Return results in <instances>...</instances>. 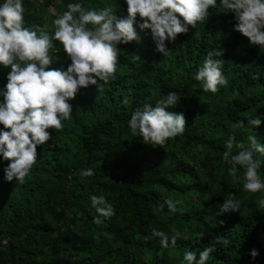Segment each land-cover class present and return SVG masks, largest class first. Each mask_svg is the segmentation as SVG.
I'll return each instance as SVG.
<instances>
[{"label": "trees", "instance_id": "16d2710c", "mask_svg": "<svg viewBox=\"0 0 264 264\" xmlns=\"http://www.w3.org/2000/svg\"><path fill=\"white\" fill-rule=\"evenodd\" d=\"M69 2L24 0L25 22L54 31L51 21ZM84 2L111 3L126 14L124 0ZM230 21L231 14L210 9L208 21L167 42V55L155 51L150 30L138 29L141 43L119 45L115 77L81 88L64 127L49 129L52 139L38 146L24 183L5 180L7 162L0 161V264H185V251L198 258L211 244L208 264H264V207L256 203L264 191L246 192L237 178L242 171L233 176L223 159L231 137L245 147L249 135L264 143V48ZM214 49L222 50L228 79L216 93L195 79ZM58 55L70 62L62 49ZM8 71L0 69V87ZM170 91L179 102L169 110L184 114L185 131L164 145L145 143L128 120ZM257 116L261 125L251 127ZM85 168L94 175L83 176ZM93 194L106 197L116 215L97 223ZM165 198L179 201L176 212L160 207ZM225 198L240 200V211L219 213ZM153 228L178 236L177 244L162 247L149 238ZM218 235L229 243L216 244Z\"/></svg>", "mask_w": 264, "mask_h": 264}, {"label": "clouds", "instance_id": "9594fccd", "mask_svg": "<svg viewBox=\"0 0 264 264\" xmlns=\"http://www.w3.org/2000/svg\"><path fill=\"white\" fill-rule=\"evenodd\" d=\"M126 14L118 15L111 3L107 6H86L84 0H70L66 10L56 13L51 21L54 31L44 25H27L24 0H0V69H9L6 82L0 87V161L4 165V179L24 183L38 159V146L52 139L49 129H62V121L71 118L70 103L81 88L107 83L115 77L119 45L135 41L141 43L139 31L150 30L155 51L167 55V42H174L178 34L188 33L198 23L209 19L210 9L231 14L232 28L248 38L249 43L264 48V0H124ZM139 29V31H138ZM58 42V43H57ZM59 44L60 47L57 46ZM63 50L67 62L58 53ZM222 50L209 51L199 67L195 79L203 82L207 91L216 93L228 84L223 72ZM59 64L58 67L53 65ZM179 97L170 91L155 104L145 103L128 120L132 133H138L145 143L164 145L170 138L185 131L182 112L170 111ZM251 127L262 123L260 116L249 120ZM231 137L223 152V159L231 163L229 172L236 176L242 171V187L246 192L264 191V143L249 135V145L235 142ZM238 149L233 151V148ZM85 177L94 169L81 170ZM91 202L100 217L116 215L115 206L106 197L93 194ZM179 201L165 198L160 207L177 211ZM264 207V198L256 201ZM241 201L225 198L219 213L240 211ZM149 238H159L162 247L175 246L178 236L153 228ZM216 244L229 243L223 235ZM215 250L211 244L197 251H185V264H208ZM259 250L251 249L253 259Z\"/></svg>", "mask_w": 264, "mask_h": 264}, {"label": "built area", "instance_id": "2783aa9c", "mask_svg": "<svg viewBox=\"0 0 264 264\" xmlns=\"http://www.w3.org/2000/svg\"><path fill=\"white\" fill-rule=\"evenodd\" d=\"M3 243H5V241H3Z\"/></svg>", "mask_w": 264, "mask_h": 264}, {"label": "rangeland", "instance_id": "374dc122", "mask_svg": "<svg viewBox=\"0 0 264 264\" xmlns=\"http://www.w3.org/2000/svg\"><path fill=\"white\" fill-rule=\"evenodd\" d=\"M177 224H179V223H177Z\"/></svg>", "mask_w": 264, "mask_h": 264}]
</instances>
